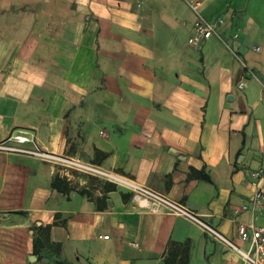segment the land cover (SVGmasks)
<instances>
[{
  "label": "crops",
  "instance_id": "obj_1",
  "mask_svg": "<svg viewBox=\"0 0 264 264\" xmlns=\"http://www.w3.org/2000/svg\"><path fill=\"white\" fill-rule=\"evenodd\" d=\"M189 2L0 0V141L30 131L247 248L237 223L264 226V0ZM198 14L223 18L199 47ZM0 264L245 263L120 183L0 151Z\"/></svg>",
  "mask_w": 264,
  "mask_h": 264
},
{
  "label": "built area",
  "instance_id": "obj_2",
  "mask_svg": "<svg viewBox=\"0 0 264 264\" xmlns=\"http://www.w3.org/2000/svg\"><path fill=\"white\" fill-rule=\"evenodd\" d=\"M203 1L190 0L189 4L194 11L198 12L199 6ZM222 22V17L209 20L201 14H198L194 21L193 34L188 40L189 44L197 47L201 46L216 33L217 26ZM255 49L259 50L260 47L257 46ZM242 85L243 82L240 83V86ZM26 144H29V147L25 146ZM0 151L33 155L54 163L60 170L66 173L77 172L120 183L129 188L133 193V197L143 202L151 211L172 213L197 224L211 238L226 248L238 253L245 264H264V226L248 225L244 222L237 223L236 230L239 238L243 242L248 243V247L245 248L237 244L233 239L226 236L184 204L119 174L104 170L98 165L90 164L68 155L56 154L44 150L38 143L35 134L27 130L13 132L4 140H1ZM251 176L254 178L252 184L255 187L254 207L258 212H261L264 209V169L259 168L252 171ZM104 237L107 238L108 235Z\"/></svg>",
  "mask_w": 264,
  "mask_h": 264
}]
</instances>
